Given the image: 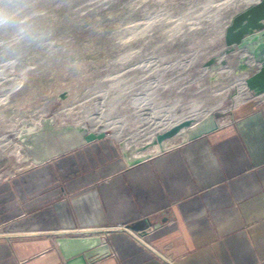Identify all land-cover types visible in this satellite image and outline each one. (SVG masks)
Returning <instances> with one entry per match:
<instances>
[{"label": "crops", "instance_id": "obj_1", "mask_svg": "<svg viewBox=\"0 0 264 264\" xmlns=\"http://www.w3.org/2000/svg\"><path fill=\"white\" fill-rule=\"evenodd\" d=\"M235 88L216 130L134 167L103 138L0 180V264H65L56 233L104 235L111 254L91 264H264V95ZM168 206L192 246L175 258L125 229Z\"/></svg>", "mask_w": 264, "mask_h": 264}, {"label": "rangeland", "instance_id": "obj_2", "mask_svg": "<svg viewBox=\"0 0 264 264\" xmlns=\"http://www.w3.org/2000/svg\"><path fill=\"white\" fill-rule=\"evenodd\" d=\"M217 4L23 0L27 31L0 30V156L8 154L0 180L27 167L11 131L1 136L21 119L101 120L116 148L124 135L146 141L175 120L213 114L226 122L246 94L221 86L205 65L217 49L208 20Z\"/></svg>", "mask_w": 264, "mask_h": 264}, {"label": "water", "instance_id": "obj_3", "mask_svg": "<svg viewBox=\"0 0 264 264\" xmlns=\"http://www.w3.org/2000/svg\"><path fill=\"white\" fill-rule=\"evenodd\" d=\"M215 1L218 2L214 7L217 19L208 20L218 30L217 49L205 65L210 67L215 81L221 86L230 89L241 85L242 91L258 98L264 95V0H255L250 4L247 0ZM198 35L191 36V40ZM87 120L76 124H58L54 114H44L37 122L22 119L12 130L2 129L1 136L5 137L7 131H11L20 147V160L29 166H38L105 138L106 125L101 120L89 125ZM218 126L213 114L198 119L188 117L153 130L146 141L137 140L134 135H124L117 141V148L124 165L131 168L164 152L172 140L179 139L180 143H185L213 132ZM125 229L136 231L138 236L169 258L185 254L192 248L175 206L132 222ZM168 232H173L180 241H165ZM53 244L65 264H91L111 254L104 235L56 233Z\"/></svg>", "mask_w": 264, "mask_h": 264}, {"label": "clouds", "instance_id": "obj_4", "mask_svg": "<svg viewBox=\"0 0 264 264\" xmlns=\"http://www.w3.org/2000/svg\"><path fill=\"white\" fill-rule=\"evenodd\" d=\"M22 3L23 0H0V30L27 31L26 22L21 19Z\"/></svg>", "mask_w": 264, "mask_h": 264}, {"label": "bare ground", "instance_id": "obj_5", "mask_svg": "<svg viewBox=\"0 0 264 264\" xmlns=\"http://www.w3.org/2000/svg\"><path fill=\"white\" fill-rule=\"evenodd\" d=\"M41 117H42V116H41ZM55 118H56V117H55ZM21 120H22V119H21ZM27 120H28V119H27ZM38 120H39V119H38ZM19 121H20V120H19ZM19 121H18V122H19ZM56 121H57V119H56ZM175 121H176V120H175ZM175 121L170 122L169 124H167V125H165V126H163V127L169 126V125H171L172 123H174ZM80 122H81V121H80ZM57 123H58V124H65V123H59L58 121H57ZM73 124H76V123H73ZM15 126H16V125H15ZM15 126H14V127H15ZM19 148H20V147H19ZM7 155H8V154H5V155H2V154H1L0 158H1L2 156H3L2 158H6L5 156H7ZM25 163H26V162H25ZM27 166H29L28 163H27ZM0 235H1V234H0Z\"/></svg>", "mask_w": 264, "mask_h": 264}]
</instances>
